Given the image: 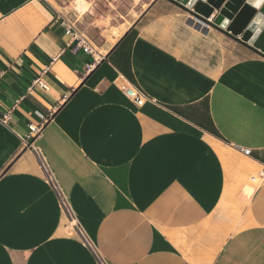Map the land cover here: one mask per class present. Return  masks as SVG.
<instances>
[{"label": "crops", "instance_id": "0c3cea01", "mask_svg": "<svg viewBox=\"0 0 264 264\" xmlns=\"http://www.w3.org/2000/svg\"><path fill=\"white\" fill-rule=\"evenodd\" d=\"M136 2L121 21L114 0H0V264H98L31 148L107 264H264V56L173 0Z\"/></svg>", "mask_w": 264, "mask_h": 264}, {"label": "water", "instance_id": "95a60500", "mask_svg": "<svg viewBox=\"0 0 264 264\" xmlns=\"http://www.w3.org/2000/svg\"><path fill=\"white\" fill-rule=\"evenodd\" d=\"M173 1L206 26L232 35L264 56V17L258 12L264 0Z\"/></svg>", "mask_w": 264, "mask_h": 264}, {"label": "built area", "instance_id": "2783aa9c", "mask_svg": "<svg viewBox=\"0 0 264 264\" xmlns=\"http://www.w3.org/2000/svg\"><path fill=\"white\" fill-rule=\"evenodd\" d=\"M62 26L64 27L66 34L71 37V42L72 44H75L74 47L76 50L80 51L81 49L85 54L93 55V48L90 45L89 41L85 38V36H82L80 33H77L67 23H62ZM42 75H40L35 81H33L31 87L29 88V91H39V92L44 93V91L47 90V85L43 81ZM123 84L124 86H123L122 91L125 97L136 108L143 106L147 102H153L143 91L127 83H123ZM10 113L11 112H8L7 115L1 118L2 124L4 125L7 124L10 118ZM28 130H29V133L27 134V139L29 141L34 139L39 134V131H40L36 129V127L33 125H29ZM31 149L33 150V153L37 160L39 168H41L44 182L48 186H50L52 190L54 191L56 198H57V203L59 204L61 212L63 213L64 217L67 220L66 222L67 224L64 228L66 227L72 228L73 233L93 253L95 259H97L98 264H107V262L104 259H102L101 256L97 253L92 241L89 240L86 232L83 230L79 222H77L75 214L72 210L71 204H69L68 197L63 192L62 188L58 185L55 179V176L51 168L48 166L47 162L45 161V158L43 157L42 153L38 149H34V148H31ZM236 149L244 156H247L249 154L248 150H244L242 148H236ZM251 180L253 182H257L258 180H261L263 182L264 181V170H261L257 174V178L255 179L252 178Z\"/></svg>", "mask_w": 264, "mask_h": 264}, {"label": "rangeland", "instance_id": "374dc122", "mask_svg": "<svg viewBox=\"0 0 264 264\" xmlns=\"http://www.w3.org/2000/svg\"><path fill=\"white\" fill-rule=\"evenodd\" d=\"M114 1H115V3H118V7L116 6L111 10L112 15L115 17V19L117 18L121 21H124L126 18L125 14L127 12V9H126V7H123V5H124L123 0H114ZM136 1H139V0H135V1L130 0V5H135L137 3ZM112 2H113V0H112ZM127 3H129V1ZM119 87L121 90L123 89L122 86H119ZM257 172H258V170H256L254 173L257 174Z\"/></svg>", "mask_w": 264, "mask_h": 264}]
</instances>
